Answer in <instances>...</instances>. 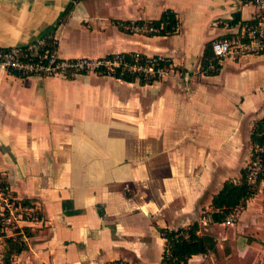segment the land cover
<instances>
[{
    "label": "crops",
    "instance_id": "crops-1",
    "mask_svg": "<svg viewBox=\"0 0 264 264\" xmlns=\"http://www.w3.org/2000/svg\"><path fill=\"white\" fill-rule=\"evenodd\" d=\"M70 3L0 0V46L46 36L57 40L61 58L132 52L165 58L169 70L145 84L95 72L65 78L0 70V174L41 213L20 224L32 235L22 236L25 249L9 264H161L159 228L195 221L216 243L187 264H264V176L232 224L210 216L213 195L240 179L251 158V128L264 116V53L227 56L215 74L202 64L205 46L239 34L255 7L76 0L67 9ZM167 9L179 19L174 34L125 28Z\"/></svg>",
    "mask_w": 264,
    "mask_h": 264
},
{
    "label": "built area",
    "instance_id": "built-area-1",
    "mask_svg": "<svg viewBox=\"0 0 264 264\" xmlns=\"http://www.w3.org/2000/svg\"><path fill=\"white\" fill-rule=\"evenodd\" d=\"M238 3L252 4L256 12L251 17V22L246 23L241 32L236 36H224L211 41V50L218 62L227 57H240L248 54L264 53V0H235ZM127 31L155 32L157 29L146 24L131 23L126 25ZM141 54L134 53V60L130 63L124 61L120 54L108 55L100 58L82 57L77 59H65L58 55V44L54 38L41 36L31 42L0 46V70L9 74L21 76H61L73 77L80 74L95 72L111 75L118 66L128 70L143 73L145 77H161L169 70V63L159 65L158 61L166 62L162 57H147L144 63H140ZM210 67H212L210 65ZM263 151L261 146H256L251 153V158L245 166L246 175L244 181L249 186H254L261 176L264 166L259 155ZM239 183V179L233 180ZM243 206H237L223 221L230 225L237 218ZM39 208L37 204L25 205L10 190L7 184L0 183V233L9 232L14 236V230L23 222H37ZM209 217L203 211L200 223L205 225ZM8 236V234H4Z\"/></svg>",
    "mask_w": 264,
    "mask_h": 264
},
{
    "label": "trees",
    "instance_id": "trees-1",
    "mask_svg": "<svg viewBox=\"0 0 264 264\" xmlns=\"http://www.w3.org/2000/svg\"><path fill=\"white\" fill-rule=\"evenodd\" d=\"M76 0H71V3L67 6V9L73 6ZM240 20L239 14H235L232 20L229 21L230 24ZM129 24L130 22H124ZM137 24H147L152 26L157 30L155 32H150L149 34L158 35H171L177 32L179 27V19L177 14L170 9L164 10L161 15L156 18L149 20L147 22L137 21ZM51 39V38H50ZM125 62L130 63L134 60V53H121ZM156 57V56H153ZM146 56L142 55L139 58L140 63H144ZM158 61V64L163 66L168 64ZM170 64V63H169ZM203 69H207L209 65L212 67L206 70V73L215 74L219 69V62L214 58L211 43L205 46L203 58H202ZM21 76L19 74H15ZM112 76L120 78L127 82H132L138 80L140 84L151 83L152 81L158 79L157 77H145L143 73L134 72L118 66L114 69ZM24 77V76H21ZM250 144L253 149L256 146H261L263 151L259 153L263 166H264V116L256 120L253 123L250 134ZM246 175V169L243 168L240 172L239 183H235L232 179L226 180L220 190L213 195L211 200L212 212L210 216L214 222H223L226 216L234 210L237 206L245 207L246 201L252 197L258 188V184L264 176V170L257 180L254 186H249L244 181ZM0 183L7 184L6 179L0 174ZM22 203L25 205H30L33 203L30 199H22ZM38 216L41 217V213L38 212ZM199 225L198 222H193L186 226L168 229L159 228V232L164 238V247L161 258V264H187L189 258L195 254H203L209 250L215 248V240L213 237L208 235H200L198 233ZM32 231H30L28 226H23L16 228L14 230V236H5V242L7 245L6 251L3 253L2 260L5 264L10 263L11 255L17 254L25 249V242L22 236H30ZM111 264H128L123 261H114Z\"/></svg>",
    "mask_w": 264,
    "mask_h": 264
},
{
    "label": "rangeland",
    "instance_id": "rangeland-1",
    "mask_svg": "<svg viewBox=\"0 0 264 264\" xmlns=\"http://www.w3.org/2000/svg\"><path fill=\"white\" fill-rule=\"evenodd\" d=\"M212 41V40H211ZM211 41H210V43H211Z\"/></svg>",
    "mask_w": 264,
    "mask_h": 264
}]
</instances>
